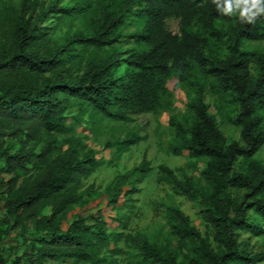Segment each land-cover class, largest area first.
Instances as JSON below:
<instances>
[{"label": "trees", "instance_id": "16d2710c", "mask_svg": "<svg viewBox=\"0 0 264 264\" xmlns=\"http://www.w3.org/2000/svg\"><path fill=\"white\" fill-rule=\"evenodd\" d=\"M48 7L37 0H0V223L4 225L0 241L10 228L21 232L31 228L26 250L10 264H21L22 259L25 264H46L48 259L113 264L119 241L135 256L123 264H182L166 245L153 243L140 229L125 231L130 215L125 210L117 211V223L109 227L99 210L74 213L66 220L73 205L86 203L81 179L99 160L73 133L65 109L79 100L92 112L127 120L155 111L171 76L193 84L194 93L184 113L168 119L167 150L184 149L189 156L205 157L199 171L205 184L188 173L175 174L165 163L156 165L155 179L196 204L219 244L218 249L211 247L185 212L166 205L170 232L180 239H197L184 264L264 260L263 251L247 248L234 231L255 235L264 231V159L253 157L264 143V55L240 46L244 39L264 38V16L254 24H242L236 17L220 15L211 0H96L92 7L75 0L53 10L57 17L83 15L86 28L51 42L46 26L36 24ZM127 14L137 17L140 25L128 34L126 41L133 44L117 62L115 45ZM168 15L178 17L177 31L165 27ZM105 45L106 51L84 61L77 53L76 46ZM118 64L121 69L116 72ZM194 68L211 77L222 101L235 104L230 122L238 125L241 142L227 140L217 127L201 100L200 83L192 79ZM136 141L130 131L112 145L119 153ZM237 157L243 169H233ZM149 170L143 152L135 165L105 185L107 203L131 206L132 194L138 191L134 183ZM230 187L242 192L228 196ZM246 207L259 220L247 218ZM0 264H8L1 245Z\"/></svg>", "mask_w": 264, "mask_h": 264}, {"label": "rangeland", "instance_id": "374dc122", "mask_svg": "<svg viewBox=\"0 0 264 264\" xmlns=\"http://www.w3.org/2000/svg\"><path fill=\"white\" fill-rule=\"evenodd\" d=\"M16 1V0H11ZM75 0H37L46 8L36 19L38 26H46L49 40L57 42L73 30H84L87 19L83 15L57 17L58 11H54L55 6H67ZM94 6L96 0H81ZM140 20L132 14L124 16L120 28L119 40L116 42L118 54L117 62L125 53L126 48L133 43L126 41L128 34L138 28ZM164 25L171 31L178 30V17L168 15L164 18ZM218 49L224 50L221 42H217ZM240 46L249 50L262 52L264 55V38L257 40L244 39ZM77 53L82 61L87 59L95 52L106 51L107 46L93 47L87 46L79 48L76 46ZM121 65H117L116 72L120 71ZM192 79L200 83V97L206 105L207 111L213 116L214 121L227 140L239 139V127L230 122V117L235 111V104L222 101L216 91L210 76L202 74L197 68H194ZM194 86L185 81H179L171 76L166 80V90L161 98L160 106L155 111L140 112L131 116L127 120H117L104 116L98 112H92L90 106L79 100L68 106L64 113L67 116L66 122L71 123L74 128V134L85 144L87 148L93 150L95 157L99 160V165L86 177L81 179L80 189L84 191L86 203L82 206L73 205L67 212L66 220H69L74 213L86 214L99 210L107 224V227L117 223V211H127L129 223L124 230L134 228L140 229L147 238L157 245H166V247L176 256V259L184 264V256L189 253L192 245L197 243V239H180L174 236L168 226L165 214L166 205H174L185 212L190 222L199 229L200 236L206 240L211 247L218 249L219 244L212 237L210 225L207 224L197 213L196 204L187 200L183 195L173 190L171 186L163 181H156L155 170L158 163H165L175 174L188 173L196 178L202 184H205L199 171L204 165L205 157H192L184 149L179 153H172L167 150L169 142L170 128L168 119L171 116H179L186 109V102L193 96ZM83 111L81 117L76 120L75 116ZM264 120V107L261 109ZM133 131L137 136V141L132 143L126 150L116 153L113 141L122 139L127 132ZM144 152L149 161L150 170L145 173L134 185L138 191L132 194V205L125 206L121 203L118 207L110 205L106 201L105 185L118 173L130 169L135 165L141 154ZM258 160L264 159V143L253 154ZM233 169H243L240 157H237L233 163ZM89 186L88 188H86ZM242 192L241 188L230 187L226 194L231 197H238ZM119 199L118 203L121 202ZM3 214L0 199V218ZM245 215L251 220H259V216L249 207L245 209ZM264 227V223H262ZM4 225L0 223V228ZM30 230L28 226L25 232L17 228H10L2 237L0 245L3 256L7 263L22 251L26 250L30 241ZM236 240L245 242L247 248L264 252V231L255 235L240 229H235ZM120 252L116 254V262L113 264H123L126 259H135L133 250L118 242ZM102 251H105L102 249ZM21 264H25L23 259ZM46 264H65L59 259H48ZM77 264H87L79 262ZM254 264H264V260L256 261Z\"/></svg>", "mask_w": 264, "mask_h": 264}, {"label": "clouds", "instance_id": "9594fccd", "mask_svg": "<svg viewBox=\"0 0 264 264\" xmlns=\"http://www.w3.org/2000/svg\"><path fill=\"white\" fill-rule=\"evenodd\" d=\"M222 16L236 17L242 24H254L264 16V0H211Z\"/></svg>", "mask_w": 264, "mask_h": 264}]
</instances>
